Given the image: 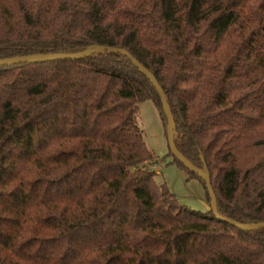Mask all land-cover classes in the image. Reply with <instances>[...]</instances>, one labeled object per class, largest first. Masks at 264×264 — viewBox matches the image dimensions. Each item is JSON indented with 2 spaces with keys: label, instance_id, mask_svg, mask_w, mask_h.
<instances>
[{
  "label": "trees",
  "instance_id": "obj_1",
  "mask_svg": "<svg viewBox=\"0 0 264 264\" xmlns=\"http://www.w3.org/2000/svg\"><path fill=\"white\" fill-rule=\"evenodd\" d=\"M97 44L154 74L218 212L264 221V0H0V57ZM145 98L166 122L117 51L0 64V264H264V225L156 180Z\"/></svg>",
  "mask_w": 264,
  "mask_h": 264
},
{
  "label": "rangeland",
  "instance_id": "obj_2",
  "mask_svg": "<svg viewBox=\"0 0 264 264\" xmlns=\"http://www.w3.org/2000/svg\"><path fill=\"white\" fill-rule=\"evenodd\" d=\"M137 119L143 129L144 140L154 153L150 166L156 171V180L165 182L182 203L202 211L209 210L210 200L201 180L189 177L187 170L173 160L168 145L167 123L151 98L138 102ZM172 133L175 137L173 128Z\"/></svg>",
  "mask_w": 264,
  "mask_h": 264
},
{
  "label": "water",
  "instance_id": "obj_3",
  "mask_svg": "<svg viewBox=\"0 0 264 264\" xmlns=\"http://www.w3.org/2000/svg\"><path fill=\"white\" fill-rule=\"evenodd\" d=\"M102 50H112V51H117L121 52L125 55H127L132 62L140 69L142 73L146 75L157 90L160 101L162 104V108L164 110V113L167 118V132H168V145L171 153L173 154L174 157H176L178 160H180L184 165L187 167L193 169L196 171L205 181V186L207 188V192L209 194L210 198V204H211V210L212 212L221 219H224L238 227L244 228V229H249V228H255L260 225H264V221H260L257 223H244L241 221H238L236 219H233L231 217H228L226 215H222L218 212L217 209V202H216V196L215 192L212 188L211 181H210V176L209 173L206 171L201 170L199 167L194 165L190 160H188L186 157H184L176 148V145L174 143V136L172 133V126H173V116L171 114L170 106L168 104L165 92L162 88V86L159 84L157 81L156 77L154 74L144 65L142 64L136 57H134L127 49L123 47H117V46H109V45H89L85 47L82 50L78 51H70V52H44V53H29V54H24V55H19L15 57H0V64H11V63H17L21 61H32V60H37V59H55V58H76L80 56H84L86 54L92 53V52H97V51H102Z\"/></svg>",
  "mask_w": 264,
  "mask_h": 264
}]
</instances>
